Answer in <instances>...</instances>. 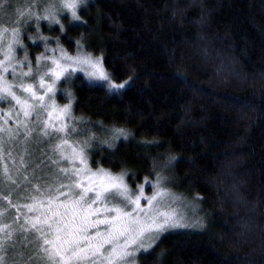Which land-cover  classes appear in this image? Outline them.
Listing matches in <instances>:
<instances>
[{
    "label": "trees",
    "instance_id": "16d2710c",
    "mask_svg": "<svg viewBox=\"0 0 264 264\" xmlns=\"http://www.w3.org/2000/svg\"><path fill=\"white\" fill-rule=\"evenodd\" d=\"M82 1L58 50L83 49L129 83L112 94L76 73L82 136L71 138L83 146L106 135L88 147L90 165L123 172L134 188L169 158V189L193 199L202 220L161 235L138 264H264V0ZM43 45L25 49L32 64ZM51 142L0 178V224L11 233L3 264H46L34 259L37 234L20 225L46 195L38 188L55 176L63 185Z\"/></svg>",
    "mask_w": 264,
    "mask_h": 264
},
{
    "label": "rangeland",
    "instance_id": "374dc122",
    "mask_svg": "<svg viewBox=\"0 0 264 264\" xmlns=\"http://www.w3.org/2000/svg\"><path fill=\"white\" fill-rule=\"evenodd\" d=\"M56 2H62V0H9L7 5L0 7V61L4 59V53L8 51L7 45L10 43L13 44V49L10 54L14 57V59L11 63L16 65L17 73L16 76H13L11 73L7 75V84H5L4 80L0 79V97H5L0 100V178H7L9 173H12L16 169V166L19 165L20 167L24 161L25 163L29 162L31 157L34 158L36 156L37 160L40 155L38 147L42 144V142H44V140L51 137L53 138L51 147L53 144V150L55 151V154H58V156L55 155L54 164L57 171H59V173L63 176L61 178L62 184L70 185L77 179L83 182L81 188L73 187L71 191L68 187H60V192L67 193L68 195L64 196L57 193L59 195V200L51 199L48 193H56L57 187H55V185L60 182V179L55 182V179L57 178V176H55V178L51 181L54 182L49 187L40 188L39 192L36 191V193H46V195H44L43 198H40L41 196L36 194V201L29 206L31 207V211H29L28 207V214H26L22 219L23 223L20 225L21 229H31V226L36 224L37 226H43L45 230H47V225L44 224V221L52 215L49 209L52 208L63 211L61 201H63L65 205L70 206L73 199L72 192H80L83 187L89 186L95 187L96 191H102V189L95 184V177H93L92 182L88 180V177L97 171V169H94L90 165L89 153L87 150L88 148L84 151V155L87 156V161L86 163H82L80 155L81 147L83 146L80 142L71 138V136H82V126L79 124V120L74 115L73 110V79L76 73H82L91 83H101L107 85V82L90 79L88 73L95 71V69H93L89 64L74 65L78 70L67 80L62 78L56 82L54 86V96L52 93L45 96L43 104L47 105V107H41V103L39 101L30 98L29 93H21L18 87H16V85H18L21 81L26 84H38L39 75H37V72L39 71V74L43 75V73L47 71L48 67H54L51 63L52 59L59 60L62 64L71 63L70 61H65L63 59L65 54L71 57L91 56L93 61L99 58L98 56L96 57L88 54L83 49H78L74 53L67 52L63 49L58 50L59 46H63L61 38L65 35L67 27L80 19H73L70 11H59L58 9H54L53 11L57 12V19L60 21L59 24L53 22L51 18H43L48 15L47 9L49 6ZM84 4H86L85 1L78 4L76 9L77 15L78 8L82 7ZM5 29H7V31H5ZM14 29L19 33L18 44L13 43L14 38L12 33ZM55 29L58 30V34L53 33ZM32 30H35L36 37L34 36V32ZM35 39L36 46L38 44L40 45V41H43V46H45L44 49H47L48 51L44 56L51 58L42 60L39 65L37 64V59L36 63L32 64L31 56L27 55V52L25 51V49L29 51L28 45L32 44ZM25 55L28 57V62L31 63L33 72L32 77H22L20 75L21 72L28 71L27 67L21 68L19 64L20 61H24ZM40 56L41 55L36 53V58ZM103 69L109 74L104 66ZM52 79L53 78L45 77L47 83H51ZM7 85H12L11 91L15 92L16 95L20 97L22 101L21 103L18 104L11 96L5 95V88ZM36 91L39 95H43L47 89L37 88ZM50 96L52 97L51 99L49 98ZM26 98L27 104H24L23 101ZM69 104L71 105V111L68 115H65L62 109L65 105ZM28 105H34V108L30 110ZM25 111H30V115L26 117L24 115ZM49 112L52 113L51 117L48 115ZM65 125L68 126L66 129ZM73 127L75 128V131L71 130ZM54 128H61L65 130L55 132L53 130ZM45 131L49 134L45 135ZM105 138L106 135L98 140L91 138L87 142H90L91 145L92 143L104 144L108 141ZM65 140H67V143H64ZM51 153L52 152L50 151V154ZM170 163L171 161H169L168 158L164 163L165 166H157L154 173V179L151 176H146L144 181L138 184L135 188L129 184L127 177L123 174V172L115 173L105 168L99 169H104L106 173H110L113 177L122 176V181H115V183L119 185V188L124 196H128L132 193L139 195L140 186L143 185L144 196L152 197L157 189L151 185L156 184L158 176L165 177L164 183L166 188L163 190L167 191L169 195L162 198L158 197L151 206L147 205L144 199H141V211L138 213L140 221L142 223H150V217L157 216V213H166L173 219H178L181 223L188 224L191 227H197L202 220L197 217L198 214L196 213L198 210L194 200L169 189L173 182L169 178L167 170ZM39 169V166H36V172ZM88 169H91V172L87 171ZM76 170H79V172L77 176H74L73 172ZM146 180L151 181V185L146 184ZM87 195L89 197L94 196V192H89ZM108 195L111 196L112 194L110 193ZM132 198L135 199V196H132ZM121 199L122 197L117 195L115 200L108 203V207L118 204ZM120 206L122 207V204ZM96 207H100L103 210L104 204L98 203L97 205H93V208ZM133 208H135V205L130 204L125 211H131ZM87 211L88 210L85 209V215L87 214ZM104 215L111 217L116 215V213L107 212L104 213ZM134 215H136V213H134ZM95 218L96 217H90L89 219L91 220ZM100 218H103V216H100ZM163 218V216H157V219L160 221H162ZM190 226L168 228L166 231L161 233L146 232L137 244L131 245L128 249L132 255L126 257V264H138L139 253L150 250L164 233L175 229L190 228ZM105 227V225H101L100 229L103 231ZM93 231H95V229H93ZM5 232V226L0 224V245L5 239ZM152 237L155 238L153 239ZM42 243L43 241L40 240L39 245H42ZM140 243H143V247L139 246ZM39 250L43 254L41 247H39ZM0 264H3L1 257ZM101 264H107V262L101 261ZM120 264H125V261H121Z\"/></svg>",
    "mask_w": 264,
    "mask_h": 264
},
{
    "label": "snow or ice",
    "instance_id": "6c2138e0",
    "mask_svg": "<svg viewBox=\"0 0 264 264\" xmlns=\"http://www.w3.org/2000/svg\"><path fill=\"white\" fill-rule=\"evenodd\" d=\"M82 0H62V2H56L49 6L47 9L48 15L43 17L45 19L51 18L53 22L59 24L60 21L57 19V12L53 11L58 9L59 11H70L72 18L79 20L80 17L77 15L76 9L78 4ZM9 3V0H0V7H4ZM7 31V29H5ZM13 43L18 44L19 33L17 30H13ZM22 47V45H21ZM8 51L4 53V59L0 61V79L4 80L7 84V75L11 73L16 76V65L12 64L14 57L10 54L13 49V44L7 45ZM47 51V49H46ZM37 64L39 65L42 60L51 59L41 54L37 57ZM63 59L65 61H70L71 63H61L59 60L52 59L51 63L54 67H48L47 71L43 75L37 72L39 75L38 84L29 83L26 84L21 81L16 87H18L21 93H29L30 98L39 101L41 107H47L43 104L44 98L49 93L54 96V86L60 79L67 80L70 78L78 69L74 65L89 64L95 71L89 72L88 76L90 79H95L99 81L107 82V87L112 94H116L120 89L125 88L129 83L125 80L122 83H116L112 80L109 74L103 69L101 58H97L95 61L92 60L91 56H77L71 57L64 55ZM27 62V63H25ZM20 67H27V72H21L22 77H32V67L31 63L28 62V57L25 55L24 61L19 62ZM11 65V67H10ZM47 67V66H46ZM83 70V69H80ZM45 77L53 78L51 83H47ZM12 85H7L5 88V95L11 96L16 102L21 103V99L16 95L15 92L11 91ZM47 89L43 95H39L36 89ZM5 97H0V100ZM52 98L51 96L49 97ZM27 104V98L23 101ZM31 110L34 105H28ZM65 115H68L71 111V105H65L62 109ZM24 115L27 117L30 115V111H25ZM50 117L51 112L48 114ZM70 118V117H69ZM68 126L65 125V129ZM65 129L54 128L55 132L64 131ZM75 131L73 127L71 129ZM116 133L120 136L125 135L122 129H117ZM45 131V135H48ZM125 138H127L125 136ZM67 143V140L64 141ZM91 147L90 142H85L83 147H81L80 159L82 163H86L87 156L84 155L86 148ZM175 159L174 157L170 160ZM66 171V170H62ZM87 171L91 172V169ZM79 170L73 172L74 176L78 175ZM93 177L96 178L95 184L98 185L102 191H96L95 187H83L80 192H72L73 199L71 205H65L61 201V206L63 211L58 209L50 208L49 211L52 213L50 218L45 219L44 224L47 225V230L43 226H37L33 224L30 230L36 234V239L42 240V245H38L43 250V255L37 254L34 258L38 261H46V264H101V261H106L107 264H120L121 261H125L126 257L131 256L132 253L128 250L131 245L137 244L138 241L145 235V233H161L166 231L168 228L176 227H189L190 225L181 223L178 219H173L166 213H157V216H163V220L157 219V216L150 217V223H142L139 219L138 213L141 211L140 201L144 199L147 205H152L158 197H164L169 195L167 191L163 190L166 188L164 183L165 177L158 176L155 185H151V181H145L146 184L155 187L157 190L152 197H146L143 193V185L140 186L139 195L132 193L128 196H124L119 185L115 181H122V176L113 177L110 173H106L104 169H97L96 172L92 173L88 177L90 182L93 181ZM82 181L75 180L70 185H61V187H68L71 191L72 188H81ZM39 192V188L37 189ZM89 192H94V196L89 197L87 194ZM67 196V193H61L60 189H56V193L49 192L48 195L51 199L59 200V195ZM112 194L111 196L108 194ZM117 195L121 196L122 199L118 204L108 207V203L117 198ZM135 196V199L132 198ZM98 203L104 204L103 210L100 207L93 208V205ZM122 204V207L120 206ZM130 204H134L135 208L131 211H125ZM85 209H87V214L85 215ZM31 211V207H29ZM115 212L114 216H107L104 213ZM136 213V215H134ZM103 216V218H100ZM90 217H96L95 219H89ZM101 225H105V229L102 231L100 229ZM95 229V231H93ZM10 232H5V236H10ZM153 239L155 237H152ZM15 247V245H11ZM143 247V243L139 244ZM7 251V249H3Z\"/></svg>",
    "mask_w": 264,
    "mask_h": 264
}]
</instances>
